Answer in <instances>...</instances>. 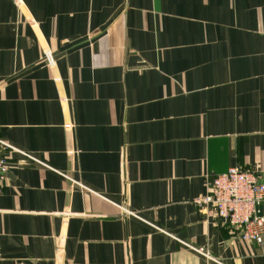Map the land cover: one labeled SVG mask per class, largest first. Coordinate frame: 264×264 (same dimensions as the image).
Instances as JSON below:
<instances>
[{"label":"crops","instance_id":"1","mask_svg":"<svg viewBox=\"0 0 264 264\" xmlns=\"http://www.w3.org/2000/svg\"><path fill=\"white\" fill-rule=\"evenodd\" d=\"M0 140V264H264L196 203L264 177V0H0Z\"/></svg>","mask_w":264,"mask_h":264},{"label":"built area","instance_id":"2","mask_svg":"<svg viewBox=\"0 0 264 264\" xmlns=\"http://www.w3.org/2000/svg\"><path fill=\"white\" fill-rule=\"evenodd\" d=\"M45 62L54 66L50 52L44 53ZM0 146L11 148L0 140ZM7 168V161L0 157V180ZM207 193L196 200L207 206L221 223L235 229L245 240L264 244V179L251 169L231 167L225 173L215 175L208 183ZM261 207L260 211L257 207ZM198 252L205 254L203 249Z\"/></svg>","mask_w":264,"mask_h":264},{"label":"water","instance_id":"3","mask_svg":"<svg viewBox=\"0 0 264 264\" xmlns=\"http://www.w3.org/2000/svg\"><path fill=\"white\" fill-rule=\"evenodd\" d=\"M264 179V177H262V180ZM257 209L260 211L259 215H261V207H257Z\"/></svg>","mask_w":264,"mask_h":264}]
</instances>
